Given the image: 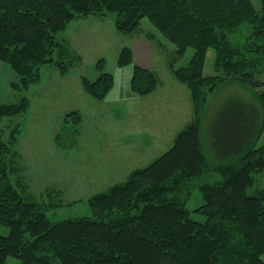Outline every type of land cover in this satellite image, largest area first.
<instances>
[{"label":"trees","instance_id":"trees-1","mask_svg":"<svg viewBox=\"0 0 264 264\" xmlns=\"http://www.w3.org/2000/svg\"><path fill=\"white\" fill-rule=\"evenodd\" d=\"M112 14L120 34L139 31L148 19L178 57L194 50L186 66L171 70L189 88L196 116L170 150L124 184L95 195L92 216L53 221L49 212L60 205L27 197L22 179L15 178L19 130L3 126L7 118L24 116L30 101L0 105V225L9 229L0 235V264L9 258L21 264H264V188L257 186L264 172V144L258 146L264 133V0L260 7L252 0H0V63L17 76L12 88L28 92L47 65L67 74L75 63L54 58L57 50L67 53L57 35L80 18ZM245 25L251 31L234 42ZM148 35L156 42L157 35ZM210 49L215 74L206 75ZM132 64L133 51L125 47L119 65ZM105 66L100 59L98 79L82 82L100 101L114 87ZM233 82L249 87L255 100L232 97L217 110L209 161L201 136L203 103L209 92ZM160 84L155 71L135 64V96H150ZM68 117L81 123L78 112ZM205 172L218 178L198 185L204 204L190 210L191 188Z\"/></svg>","mask_w":264,"mask_h":264},{"label":"rangeland","instance_id":"rangeland-1","mask_svg":"<svg viewBox=\"0 0 264 264\" xmlns=\"http://www.w3.org/2000/svg\"><path fill=\"white\" fill-rule=\"evenodd\" d=\"M252 1L260 7V0ZM115 19V14L105 20L80 18L59 33L57 40L65 45L67 53L57 50L54 58L64 63L74 61V66L67 74H61L53 65L43 67L40 83L28 92L12 88L17 76L0 63V105L17 104L25 97L30 101L24 116L3 121L7 132L19 130L15 146L19 175L15 178L22 179L27 197L50 207L60 205L49 212L53 221L92 216L89 201L95 195L124 184L134 171L147 167L170 150L178 133L196 116L189 88L171 70L172 65L186 66L194 50L189 49L180 58L175 46L148 19L131 35L120 34ZM250 31L248 25L242 26L232 40L242 41ZM148 34L158 36L154 47ZM125 47L134 51V65L121 67L119 58ZM102 58L106 60L105 71L114 76V87L100 101L84 91L82 82L84 78L98 79L96 67ZM214 61L215 51L210 49L206 75L215 74ZM135 64L151 66L161 80L157 91L150 96L137 97L132 92ZM238 96L255 100L249 87L233 82L209 92L203 103L201 136L208 160L213 159L210 123L229 98ZM74 112L81 115L78 125L74 118L68 117ZM262 144L264 133L258 146ZM212 176L218 178L214 172H205L197 180V186L191 188L187 204L190 210L204 204L198 185ZM257 186L264 188V172L257 176ZM192 216L204 220L200 215ZM8 234L9 229L0 225V235ZM7 262L21 264L17 258H9Z\"/></svg>","mask_w":264,"mask_h":264},{"label":"crops","instance_id":"crops-1","mask_svg":"<svg viewBox=\"0 0 264 264\" xmlns=\"http://www.w3.org/2000/svg\"><path fill=\"white\" fill-rule=\"evenodd\" d=\"M91 17H95L96 18V16H91ZM88 18H90V17H88ZM98 18H101L102 20H105L106 18H108V17H106V18H102V17H98ZM87 19V18H86ZM97 20V19H96ZM77 21V20H76ZM75 22V21H74ZM115 22V21H114ZM72 24V23H71ZM69 28V27H68ZM67 28V29H68ZM146 41H148V42H150L149 40H146ZM151 43V42H150ZM151 46L152 47H154V45H153V42L151 43ZM156 48V47H155ZM132 50V49H131ZM133 55H135L134 54V51H133ZM135 57V56H134ZM102 59H105V58H102ZM139 66H141V67H143V68H146V69H149V70H153L152 68H151V66H147V65H144V64H140Z\"/></svg>","mask_w":264,"mask_h":264}]
</instances>
